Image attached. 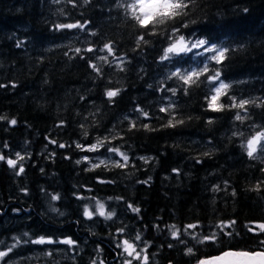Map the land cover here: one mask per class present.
<instances>
[{
  "label": "trees",
  "instance_id": "obj_1",
  "mask_svg": "<svg viewBox=\"0 0 264 264\" xmlns=\"http://www.w3.org/2000/svg\"><path fill=\"white\" fill-rule=\"evenodd\" d=\"M131 2L0 0L3 260L127 264L125 240L142 246L147 264H195L229 248L262 247L264 151L249 158L244 145L264 130V0H192L187 15L157 25L155 35L126 13ZM73 23L85 27H57ZM140 35L147 44L137 43ZM179 35L227 48L226 58L208 59L209 71L185 85L171 74L194 63L191 53L161 60ZM105 44L114 55L101 51ZM213 70L231 85L219 112L208 108L219 83L207 80ZM229 96L260 106L230 108ZM170 104L171 112L160 111ZM237 112L247 119L237 121ZM173 115L184 123L165 127ZM98 140L104 143L96 151L77 147ZM111 148L127 154L126 167L81 161ZM98 201L115 213L111 219L97 213ZM41 238L45 243H35Z\"/></svg>",
  "mask_w": 264,
  "mask_h": 264
},
{
  "label": "snow or ice",
  "instance_id": "obj_2",
  "mask_svg": "<svg viewBox=\"0 0 264 264\" xmlns=\"http://www.w3.org/2000/svg\"><path fill=\"white\" fill-rule=\"evenodd\" d=\"M192 4V0H132L131 3H127L125 5V11L128 13L137 23V25L140 28L149 29V26L151 25L152 28L149 29V34L155 35V28L157 25H163L167 23L168 21H174L177 17L187 15V11ZM188 25L186 23L182 24V27H187ZM60 29H73V28H84L85 25L79 24V23H73V24H61L57 25ZM180 31L179 28L173 29V35L175 33H178ZM141 42L147 44L148 41L145 40L144 35H140L137 43L140 44ZM191 45V46H189ZM205 45H209V42L207 40L201 39L197 40L196 42H191L189 40H186L183 35L176 36L173 42L164 50V54L161 57V60H169L172 56H179L180 54H187L191 53L193 49H199L204 48L206 52H211L213 55L210 57V60L215 61L217 64L221 63L226 58V53L228 52L227 48H217L215 45H209L205 48ZM106 50L108 54L114 55L113 47L111 44H105L104 48L101 49V51ZM77 53H79L81 50L77 48L75 50ZM87 51L91 52L93 51L92 48H88ZM197 55H200V53H197ZM101 59L107 60V57H102ZM91 67L95 69L97 72H99V68L95 64H92ZM209 71L208 65L205 63L202 68L199 70L192 69V70H185L184 73H181L179 70L172 73L171 75L176 76L179 80L183 81L185 85H191L197 83L199 78L202 75H205ZM207 80L209 82H216L219 81V83L214 86L211 91L212 95L208 102V108L212 111H223L226 107V105L219 103L220 97L227 95L228 90L231 87L230 84H227L220 80V72L219 70H213V75L208 76ZM173 94H175V90H172ZM187 89H185V92ZM119 94V89L117 90H109L107 91L106 95L109 98H113L116 95ZM230 104L227 105V107L235 108V109H242L245 112L247 111L246 105L254 104L255 106L259 107L260 105H256L254 100H248V99H241L239 102L236 101V98L234 96H229ZM174 106L169 105V107H162L160 109L161 112H171L173 110ZM144 116H147V113H143V110H140ZM0 119H4V117H0ZM235 119L237 121H243L247 119L246 116H242L240 112H237L235 115ZM212 121H209L211 123ZM16 121L12 120L11 124H15ZM184 121L182 119H176L175 115L172 116L171 119L168 120L165 127H176L179 124H183ZM132 127H135V124L133 123ZM145 128H148L147 125H144ZM236 135V133H234ZM240 135H243V133H240ZM264 141V130L256 132L250 139L247 140L246 145H244L247 155L249 158L255 159V153L258 151V148H260L261 151H264V145L261 144V142ZM55 143V141H52ZM104 141L98 140L97 144H93L89 146L87 149H83L82 145L77 144V147L82 148V150L87 151H96L98 146H102ZM60 147H64V145H60ZM109 151L117 153L124 163L116 162L117 167H126L127 161L129 160V157L127 154L120 152L118 148H111ZM19 156V154H17ZM0 159H4L3 156H0ZM19 159H23L22 156H19ZM87 159V157H85ZM145 159V158H141ZM7 163L15 167L17 161L9 159ZM79 163V161H78ZM101 163H104V161H101ZM93 167H99L98 164L93 165ZM20 172H23L24 169L21 166L19 169ZM52 199L57 200L59 199V196H53ZM131 207V206H130ZM133 211L138 212V208H133ZM97 213L100 216L105 217L106 219H111L112 216L115 214L113 212H106L105 206L102 203L97 202ZM84 215L88 218H92L94 215L93 211L88 209L87 207L84 210ZM235 223L230 222L228 227H231V224ZM189 228H196L197 225H188ZM261 231H264V224H260L258 226ZM123 231V229H121ZM249 231H254L253 229H249ZM229 236L231 233H227ZM174 236H178V232L173 233ZM137 240L140 239L139 236L136 237ZM205 240H215V234L211 237H205ZM51 243V241H48ZM203 242V241H200ZM35 243H45L44 239L41 238L38 241H35ZM64 243L67 244H73L74 241L72 240H66ZM262 246L260 250H233L231 248L223 250L219 255L202 259L199 261V264H264V240L259 242ZM123 248L124 252L128 254V256H133L135 253V258L140 259V254L136 252L134 245L129 243L127 240L123 242ZM11 251V249H9ZM188 252L191 253L192 249L189 248ZM6 252H0V258L6 256ZM145 264H147V257L144 258ZM127 264H132L131 260L127 261Z\"/></svg>",
  "mask_w": 264,
  "mask_h": 264
},
{
  "label": "rangeland",
  "instance_id": "obj_3",
  "mask_svg": "<svg viewBox=\"0 0 264 264\" xmlns=\"http://www.w3.org/2000/svg\"><path fill=\"white\" fill-rule=\"evenodd\" d=\"M186 40H189V41L194 43V42H196L199 39L187 38ZM170 44L168 46H170ZM209 45H205V48L208 47ZM189 46H191V45H189ZM216 47L220 48L218 46H216ZM197 53H200V55H197ZM212 55H213V53L206 52L204 48L193 49V51L191 52V57H192V62H194V63L191 64L189 67H184L183 69H180V68L179 69H175L174 72L179 70L181 73H184L185 70H192V69L199 70L200 68H202L204 66L206 61L208 59H210V57ZM118 62L120 63V61H118ZM217 83H216V85H217ZM85 157H87V159H85ZM81 161H85L89 166H93V165H96V164H101V161H104V163H102V164H105V165H116V162L124 163L122 158L115 152H111V153H109L106 156H101V155H97V154L87 153L81 158ZM98 202L102 203L100 201H98ZM96 204H97V202H96ZM96 207H97V205H96ZM127 241L129 243H131L132 245H134L136 252L140 254V259H137V260L138 261L144 260L143 259L144 258V254L141 253L142 246L139 245L138 243H136L135 241H131V240H127ZM31 257H32V255H28V256L24 257V259L27 258L28 260H30V259H32ZM123 259L125 261H129V260L133 261L134 259H136L135 258V253L133 254V256H128V254L126 252H124V248H123ZM0 264H21V258L10 259V260H3V258H0Z\"/></svg>",
  "mask_w": 264,
  "mask_h": 264
},
{
  "label": "water",
  "instance_id": "obj_4",
  "mask_svg": "<svg viewBox=\"0 0 264 264\" xmlns=\"http://www.w3.org/2000/svg\"><path fill=\"white\" fill-rule=\"evenodd\" d=\"M214 256H216V255H214ZM211 257H213V256H211ZM208 258H210V257H208ZM203 259H206V258H203ZM202 260V259H201ZM195 264H199V262L198 263H195Z\"/></svg>",
  "mask_w": 264,
  "mask_h": 264
},
{
  "label": "bare ground",
  "instance_id": "obj_5",
  "mask_svg": "<svg viewBox=\"0 0 264 264\" xmlns=\"http://www.w3.org/2000/svg\"><path fill=\"white\" fill-rule=\"evenodd\" d=\"M85 160V159H84Z\"/></svg>",
  "mask_w": 264,
  "mask_h": 264
}]
</instances>
